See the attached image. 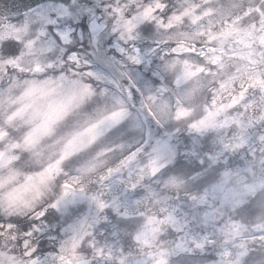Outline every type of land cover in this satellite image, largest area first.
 <instances>
[{
    "label": "rangeland",
    "instance_id": "rangeland-1",
    "mask_svg": "<svg viewBox=\"0 0 264 264\" xmlns=\"http://www.w3.org/2000/svg\"><path fill=\"white\" fill-rule=\"evenodd\" d=\"M231 1L235 3V8L242 6L243 0ZM93 2L97 5L108 4L122 9L116 17V27L121 31H124L125 25L130 24L133 27L131 33L133 39L127 43L129 48L133 45L141 48L147 46L158 48L159 55L176 54V51H181L188 46L179 42L180 37L200 40L207 45V48L203 51L199 49V52L203 53L196 59L189 55L175 57L171 54L167 61H156L157 66L167 74V81L171 82V86L165 81L163 72L159 71L157 78L161 80V83L151 84L149 82L145 94L159 111L161 119L169 123L167 129L155 123L144 122L145 130H143L141 148L135 150L132 156L122 159L107 170L103 163L111 157V153L116 152L117 148L112 145H117L118 140L108 146H99L95 148V151L91 150V153L95 152V154L89 153V166L81 176L84 184H87L84 176L91 170L95 171L101 167L100 169L104 172L95 173V178L91 175L89 179L90 182L93 180L95 185L100 180L96 191L88 190L85 185L86 197L83 199L78 197L75 204L68 205L66 212L62 209L63 216L70 214L71 208L80 206L77 208L80 212L67 220L73 224V228L59 238L67 241V244L63 246V251L69 252L75 262L86 258L80 250L83 246L81 242L89 243L87 247H96L88 258L89 264H158L159 259H163L164 264H180L184 254L199 257V264H241L242 259L239 253H245L251 249V245L256 247L264 241H259L264 239L263 219L250 222L234 217L235 207L243 202L241 199L244 194L264 197V127H259L264 124V102H262L264 101V45L262 46L264 44V8H257L260 7L258 5L251 6V14L247 21L242 25L235 24L236 26L232 24L233 20L239 21L238 15L240 19L245 18L242 13H236L233 16L218 13L220 24L209 26V32L203 34L204 38L201 39V36L195 38L196 34L193 33L195 26L191 31L187 27H191L194 20L204 12L212 15L209 17L210 23L215 22L217 11L212 9L213 5H210L214 2L206 0L187 2L182 11H174L163 25L158 26L160 29L164 26L167 27L166 30L171 27L174 31H179L177 35L179 38L174 43H169V40L165 38L173 37L172 34L163 33L153 36L151 44L141 45V41L137 39L142 36L137 35L136 29L140 23H143L142 18L147 20L156 18V22L161 24V16L157 14L162 12L164 5L162 1L93 0ZM205 4L209 6L205 7ZM157 8L160 11H155ZM128 17L131 19L129 20ZM99 19L102 27L98 35L103 37L101 42L114 39L111 31L112 21L106 15ZM182 19H187V23L183 22L184 20L180 21ZM105 22L108 27H103ZM230 25L234 27L232 37L235 38L231 45L228 41L231 38ZM26 26V21L17 18L0 22V40L23 39L26 35ZM196 27L203 29L201 25H196ZM127 38L128 33L124 31L123 41H127ZM123 41L114 39V43ZM241 41H244V46ZM135 42L139 43L135 44ZM157 56L154 55L153 58ZM24 63H28L26 57ZM200 67L205 70H200ZM202 71H205L203 75L200 74ZM211 72L215 74L214 78L208 75ZM204 76L210 77L215 88L213 92L210 91L209 95L206 94V101H200L203 84L206 83V80L202 79ZM172 88L182 98L180 100L173 91L175 95L172 97L175 101H180L176 104V108L169 106V97L166 94L168 89L172 90ZM244 88L248 89L247 92ZM144 97L143 104L136 105V111L140 112L144 107ZM82 104L83 102L74 106L70 112L73 128L78 121L88 119ZM220 106L224 109L222 115L216 113V109ZM200 112L201 114L198 115ZM224 114H231L234 120L226 128H217ZM130 115L131 119L124 133L138 135L141 129L137 126L134 114ZM184 115L190 117V120L186 126L181 127L175 122L182 121V119L187 120ZM183 129L190 133L186 144L180 138L179 131ZM70 130L66 128L65 134H68ZM206 136H211L209 143H214L213 146L217 150L205 148L204 137ZM98 139L101 141L103 138ZM158 139L169 142L173 154L161 156L153 163L157 156L153 149L157 146ZM88 146L84 151L89 149ZM229 153L235 156L234 168H221L212 181L206 182L197 193L186 198L178 193L167 194L166 198L160 197L159 204H152L143 211L140 209L141 198L146 193L141 195L137 192L138 190L131 188L133 184L139 187L143 183L140 188L149 187L150 191L156 187L153 191L157 193L159 189L165 188L164 183L178 184L177 187H179L183 183L182 180L175 175L166 174L165 170L175 158L180 159L179 156H183L186 159L198 161V164L210 161L209 163L214 165L222 164L219 162L221 155L222 161H226ZM160 162H166V166L157 175L151 177L148 168ZM238 167L246 168L250 172L252 176L250 184L244 188L229 187L228 196L215 192L214 186L221 180L227 181L229 175ZM0 174L6 175V171ZM98 202L105 203L107 207L101 210ZM113 213L119 217H112ZM126 219H136V228L127 230L121 223ZM139 233L146 234L145 237L142 236L143 240H138ZM211 234L215 236L214 239H210ZM0 236L2 237L0 258H5L6 264H25L24 249L20 247L17 253L5 244V238L13 239L15 235L5 232ZM96 239L100 242L98 245L94 244ZM130 241H134V250L128 246ZM166 242L169 244L166 245ZM53 243L58 246L56 242ZM197 244L201 247L197 248ZM215 244L217 258L208 260L201 256V253L207 252L208 255H214L212 249ZM182 249L189 251L184 252ZM255 250L257 251L256 248ZM237 260L240 262H236Z\"/></svg>",
    "mask_w": 264,
    "mask_h": 264
},
{
    "label": "snow or ice",
    "instance_id": "snow-or-ice-1",
    "mask_svg": "<svg viewBox=\"0 0 264 264\" xmlns=\"http://www.w3.org/2000/svg\"><path fill=\"white\" fill-rule=\"evenodd\" d=\"M121 11L93 0H30L13 13L26 21L25 37L0 40V173L6 171L0 174V234H18L13 239L24 249L25 264H71L62 254L67 241L59 238L73 224H60L59 213L86 197L79 173L89 166L91 150L84 149L97 138L107 141L124 133L149 82L161 83L153 58L160 50L129 48L133 27L124 26L128 38L123 41L124 31L116 27ZM105 15L122 43L101 42L99 18ZM143 31L148 35L151 27ZM81 102L90 117L73 128L70 112ZM142 113L144 122L162 127L150 108ZM156 144L153 163L173 154L169 142ZM214 191L228 196V182L221 180ZM98 207L107 205L98 202ZM49 241L58 246L49 250Z\"/></svg>",
    "mask_w": 264,
    "mask_h": 264
},
{
    "label": "water",
    "instance_id": "water-1",
    "mask_svg": "<svg viewBox=\"0 0 264 264\" xmlns=\"http://www.w3.org/2000/svg\"><path fill=\"white\" fill-rule=\"evenodd\" d=\"M26 4H19L16 0H0V16H3L6 13L17 10L18 8L25 7Z\"/></svg>",
    "mask_w": 264,
    "mask_h": 264
}]
</instances>
